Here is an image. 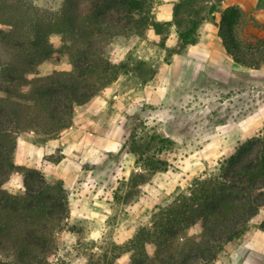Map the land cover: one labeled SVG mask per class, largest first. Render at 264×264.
Wrapping results in <instances>:
<instances>
[{"label": "trees", "instance_id": "trees-1", "mask_svg": "<svg viewBox=\"0 0 264 264\" xmlns=\"http://www.w3.org/2000/svg\"><path fill=\"white\" fill-rule=\"evenodd\" d=\"M210 1L180 0L173 20L160 22L152 14L153 0H0V264H51L56 234L76 230L67 223L63 182L15 164L18 138L30 131L40 141L57 137L73 124L76 106L127 73L126 62L109 56L111 45L142 38L149 28L161 35L173 23L176 45L167 54L197 42L203 20L221 0ZM242 16L237 6L225 8L220 36L237 63L257 68L264 65V42L238 40ZM54 35L70 69L36 76L57 52ZM261 131L237 141L215 172L194 177L159 205L150 224L125 244L131 254L123 264H212L239 240L264 206V126ZM154 155L148 156L151 166ZM17 169L24 173L23 194L5 186ZM259 227L264 229V219Z\"/></svg>", "mask_w": 264, "mask_h": 264}, {"label": "rangeland", "instance_id": "rangeland-1", "mask_svg": "<svg viewBox=\"0 0 264 264\" xmlns=\"http://www.w3.org/2000/svg\"><path fill=\"white\" fill-rule=\"evenodd\" d=\"M259 8H263L261 4ZM236 29L240 42H264V23L251 22L242 16ZM170 33L169 29H165L156 40L148 38L146 34L142 38L135 37L111 45L108 54L116 62H126L129 71L148 75L153 68L143 64V56H158L165 49L161 45L163 37L167 41ZM51 42L57 52L38 68L36 76L70 69L68 56L60 51V36H52ZM252 73L254 83L247 87V83L241 79L240 96L234 100H223V94L217 91L214 84H193L186 86L188 90L175 103L145 106L137 120L133 119L130 123L124 140L125 150L135 153L133 170L129 174L120 173L116 178L115 171H123V157L114 156L106 170V173L113 175L104 184L100 181L95 183L96 189L101 186L107 192L105 201L111 207L105 225L96 228L98 223L86 218L71 220L69 208L67 223L75 225L76 230L72 234L67 231L56 234L58 252L51 264H123L131 254L125 244L141 227L150 224L157 207L178 190L186 189L194 177L215 172L227 151L237 141L248 138L239 131L227 130L222 124L238 121L264 104V67ZM32 133L35 135L33 131L22 134L17 143L20 138L30 137ZM35 137L39 140V137ZM147 145L150 149L145 151ZM152 153H155L153 166L148 160ZM155 166L160 168L155 170ZM19 170L22 172L20 191L13 193L9 188L13 174L5 184L13 194H23L25 191L24 173L22 169ZM263 219L264 206L250 221L247 231L257 233L262 230L259 224ZM239 243L237 240L228 244L212 264H264V258L244 250Z\"/></svg>", "mask_w": 264, "mask_h": 264}, {"label": "crops", "instance_id": "crops-1", "mask_svg": "<svg viewBox=\"0 0 264 264\" xmlns=\"http://www.w3.org/2000/svg\"><path fill=\"white\" fill-rule=\"evenodd\" d=\"M179 1L153 0L155 20L172 21ZM261 2L221 0L217 10L203 20L198 41L187 45L181 52L167 54L166 48L176 45L172 38L176 26L171 24L168 28L171 36L165 42V49L158 56H143V64L153 68L150 74L138 71L121 74L88 104L76 106L73 124L55 138L40 141L33 133L30 137L20 138L15 164L21 168L38 169L49 179L61 180L71 200L70 219L86 218L98 223L96 228L103 227L111 207L105 201L107 192L101 186L96 189L95 183L104 184L113 175L106 170L114 156L123 157V171L116 170V178L120 173L129 174L133 170L135 153L125 150L124 140L130 123L137 120L145 106L175 103L188 90L186 86L193 84H214L223 94V100H234L240 96L241 79L247 87L254 83L252 72L264 65L253 68L237 63L223 45L219 25L222 11L229 6L239 7L243 17L251 22L264 23V8L258 9ZM146 34L150 39L159 38L153 28H149ZM223 125L227 130L241 132L244 137L257 135L264 126V104L240 120ZM21 186L22 172L18 169L10 179L9 188L16 193ZM239 241L241 248L264 258V229L257 233L247 231Z\"/></svg>", "mask_w": 264, "mask_h": 264}]
</instances>
